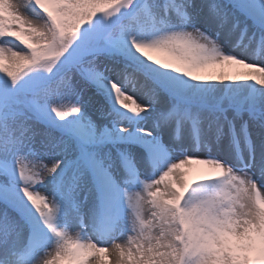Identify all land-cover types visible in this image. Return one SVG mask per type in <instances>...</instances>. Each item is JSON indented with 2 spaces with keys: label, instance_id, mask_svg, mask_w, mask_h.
I'll return each mask as SVG.
<instances>
[{
  "label": "snow or ice",
  "instance_id": "obj_1",
  "mask_svg": "<svg viewBox=\"0 0 264 264\" xmlns=\"http://www.w3.org/2000/svg\"><path fill=\"white\" fill-rule=\"evenodd\" d=\"M0 264H264V0H0Z\"/></svg>",
  "mask_w": 264,
  "mask_h": 264
},
{
  "label": "bare ground",
  "instance_id": "obj_2",
  "mask_svg": "<svg viewBox=\"0 0 264 264\" xmlns=\"http://www.w3.org/2000/svg\"><path fill=\"white\" fill-rule=\"evenodd\" d=\"M203 166H199V165H197V166H194V168H197V169H200V168H202ZM196 173L194 172L193 173V175H195Z\"/></svg>",
  "mask_w": 264,
  "mask_h": 264
},
{
  "label": "rangeland",
  "instance_id": "obj_3",
  "mask_svg": "<svg viewBox=\"0 0 264 264\" xmlns=\"http://www.w3.org/2000/svg\"><path fill=\"white\" fill-rule=\"evenodd\" d=\"M153 55H155V54H153Z\"/></svg>",
  "mask_w": 264,
  "mask_h": 264
}]
</instances>
